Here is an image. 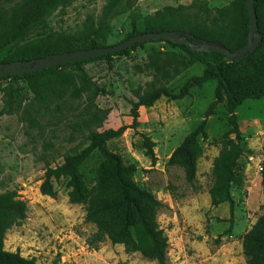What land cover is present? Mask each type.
Returning a JSON list of instances; mask_svg holds the SVG:
<instances>
[{
    "label": "rangeland",
    "instance_id": "374dc122",
    "mask_svg": "<svg viewBox=\"0 0 264 264\" xmlns=\"http://www.w3.org/2000/svg\"><path fill=\"white\" fill-rule=\"evenodd\" d=\"M8 4L16 0H0ZM193 0H133L143 15H151L165 6L189 5ZM213 9L232 0H207ZM109 0H72L49 18L46 31L37 29L0 51L4 60L15 49L48 32L73 33L88 17L102 15ZM124 0L109 16L114 35L125 31L128 9ZM15 42V41H14ZM15 48V49H14ZM157 55V56H156ZM191 56L163 42H148L129 56H115L83 64L90 80L81 89L77 78L69 75L50 101L35 100L33 90L19 81L22 103L12 113H3L4 90L12 84L1 81L0 92V193L14 190L27 202L26 218L5 234L6 251H19L35 258L37 264H157L139 253H126L122 245L108 239L91 248L86 240L95 231L85 221L84 207L68 200L66 179L53 182L54 198L43 195L40 187L47 168H55L65 155L79 152L86 142L74 127L90 123L94 114L107 112L99 130L126 127L124 133L108 142L109 149L137 166L136 183L151 191L162 206L157 220L168 237L167 264H246L243 236L264 214L261 168L264 159V98L245 100L236 109L243 154L237 170L242 184L234 186V205L212 206L209 190L213 185L212 165L221 149L220 138L229 129L226 101L215 100L214 81L194 87L182 99L162 96L152 106L138 109V126L133 128L131 109L137 102L134 93L149 88L159 78L156 66L183 71L168 85L176 94L193 76H200L204 66L190 64ZM65 70L72 73L74 67ZM75 84L77 89L75 91ZM60 85V84H59ZM206 120L207 136L200 141L201 156L193 183L185 180L183 170L168 166L172 152L198 124ZM94 121V120H92ZM72 136L74 139H72ZM145 138L154 142V163L146 156ZM232 138L234 136L232 135ZM96 153L84 164L83 171L92 178L98 164Z\"/></svg>",
    "mask_w": 264,
    "mask_h": 264
},
{
    "label": "trees",
    "instance_id": "16d2710c",
    "mask_svg": "<svg viewBox=\"0 0 264 264\" xmlns=\"http://www.w3.org/2000/svg\"><path fill=\"white\" fill-rule=\"evenodd\" d=\"M72 0H16L3 4L0 1V51L16 43L26 34L37 29L47 30L49 18L60 7ZM124 0H109L102 15L88 17L73 33L48 32L35 40L15 49L2 62L31 60L49 54L66 51L110 46L114 35L109 16L116 6ZM128 15L125 31L116 36L117 43L135 35L146 32L182 31L188 34L190 41L208 40L225 46L231 52L241 48L248 41L249 16L246 0H232L229 4L211 8L207 0H193L189 5L165 6L151 15H143L134 8L132 1L125 0ZM255 13L261 42L247 58L228 62L221 52H194L188 47L166 40L163 42L177 47L191 56L190 64L200 63L204 66L200 76L189 78L173 94L168 85L183 71L181 67L165 69L156 66L158 80L143 91H136L137 102L133 103L131 116L133 128L138 126V109L150 107L162 96L177 100L187 96L194 87L214 81L215 100L209 105L206 114L218 103L226 101L229 129L220 138L221 149L213 161V185L209 190L210 203L218 206L228 203L234 205L232 189L242 184V177L237 170L238 161L243 154L241 134L236 118V109L245 100L264 98V0H255ZM15 41V42H14ZM148 43V42H146ZM146 43L132 46L126 50L87 60L50 67L36 72L7 75L1 81L11 80L12 84L4 90L5 100L3 113H12L19 108L22 97L14 87L22 81L34 92L35 100L43 104L52 100L55 92L64 84L60 81L65 76L77 78L81 89H88L90 80L82 65L99 59L115 56H129L133 50ZM114 45V44H113ZM157 56V55H156ZM68 67H74L72 73ZM60 84V85H59ZM75 91L79 88L75 84ZM107 112L94 114L90 123L74 127L86 142L79 152L65 155L63 162L55 168H47L44 181L40 187L43 195L54 198L57 194L53 182L66 179L68 200L72 204L84 207L85 221L95 227V231L86 240L94 249L108 239L111 244L124 247L128 254L139 253L144 258L157 264H167L168 237L160 227L157 216L162 206L160 200L149 190L141 188L135 181L137 166L109 149L108 142L120 137L126 127L99 130ZM94 120V121H92ZM207 122L202 120L174 149L168 159V166H178L184 172L186 182L193 183L196 178L197 164L201 156L200 141L207 136ZM232 135L234 138H232ZM72 139L74 137L72 136ZM146 156L154 163L156 160L154 142L145 138ZM98 155V164L94 176L89 178L83 171L84 164L93 154ZM261 186L264 193V159L262 162ZM28 206L14 190L0 193V264H37L35 258H26L19 251L10 252L4 248L5 234L13 226H19L26 218ZM243 254L246 264H264V214L255 225L243 236Z\"/></svg>",
    "mask_w": 264,
    "mask_h": 264
},
{
    "label": "water",
    "instance_id": "95a60500",
    "mask_svg": "<svg viewBox=\"0 0 264 264\" xmlns=\"http://www.w3.org/2000/svg\"><path fill=\"white\" fill-rule=\"evenodd\" d=\"M254 3L255 0H246L247 12L249 16L248 41L244 46L233 52H231L225 46L219 45L212 41L201 39L190 41L188 34L182 31L146 32L135 35L123 42L110 46L66 51L25 61L16 60L12 62H2L0 63V77L36 72L67 63H74L93 57L114 54L116 52L126 50L132 46L154 40H166L175 44H181L194 52H221L225 54V60L228 62L245 59L255 51L262 39L257 24Z\"/></svg>",
    "mask_w": 264,
    "mask_h": 264
},
{
    "label": "built area",
    "instance_id": "2783aa9c",
    "mask_svg": "<svg viewBox=\"0 0 264 264\" xmlns=\"http://www.w3.org/2000/svg\"><path fill=\"white\" fill-rule=\"evenodd\" d=\"M262 169V168H261Z\"/></svg>",
    "mask_w": 264,
    "mask_h": 264
}]
</instances>
